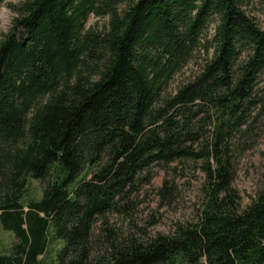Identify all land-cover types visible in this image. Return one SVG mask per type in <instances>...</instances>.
Segmentation results:
<instances>
[{
    "label": "trees",
    "instance_id": "1",
    "mask_svg": "<svg viewBox=\"0 0 264 264\" xmlns=\"http://www.w3.org/2000/svg\"><path fill=\"white\" fill-rule=\"evenodd\" d=\"M252 9L264 17V0L17 5L0 37V226L14 237L0 264H45L49 236L54 264H264V193L240 207L230 186L233 140L264 127ZM184 160L204 177L195 222L148 238L108 226L152 165Z\"/></svg>",
    "mask_w": 264,
    "mask_h": 264
},
{
    "label": "rangeland",
    "instance_id": "2",
    "mask_svg": "<svg viewBox=\"0 0 264 264\" xmlns=\"http://www.w3.org/2000/svg\"><path fill=\"white\" fill-rule=\"evenodd\" d=\"M23 0H4L0 3V37L5 33L15 16V8ZM257 24L264 27V17L252 9ZM99 28L101 19L88 16L86 26L94 24ZM193 62L183 69L181 75L171 80L168 88H174L180 76L194 72ZM259 86H264V73L259 77ZM251 133L254 143L245 147L249 141L235 142L231 154L232 177L230 186L238 196L240 207L245 206L258 193H264V127L257 125ZM166 187L161 192L163 181ZM29 193L38 196L41 183L30 180ZM128 209L121 213L108 214V226L131 233L137 237L148 238L155 234H170L177 225L195 222L204 201V177L198 162L184 160L169 165H152L141 183L131 194ZM98 222L93 226L97 234ZM144 235V236H143ZM14 237L0 226V252H8ZM98 242L96 243V245ZM62 246L60 239L49 236L46 240L43 259L45 264H54L55 255Z\"/></svg>",
    "mask_w": 264,
    "mask_h": 264
}]
</instances>
